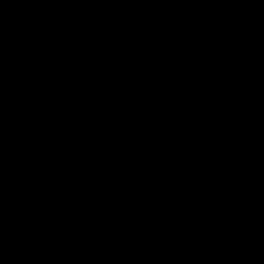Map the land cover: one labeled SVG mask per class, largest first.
<instances>
[{
    "label": "trees",
    "instance_id": "1",
    "mask_svg": "<svg viewBox=\"0 0 264 264\" xmlns=\"http://www.w3.org/2000/svg\"><path fill=\"white\" fill-rule=\"evenodd\" d=\"M0 264H264V0H0Z\"/></svg>",
    "mask_w": 264,
    "mask_h": 264
}]
</instances>
